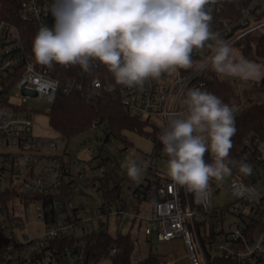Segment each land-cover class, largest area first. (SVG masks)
Wrapping results in <instances>:
<instances>
[{
	"label": "built area",
	"instance_id": "obj_1",
	"mask_svg": "<svg viewBox=\"0 0 264 264\" xmlns=\"http://www.w3.org/2000/svg\"><path fill=\"white\" fill-rule=\"evenodd\" d=\"M50 3L0 0V198L9 192V203L0 202V264H94L88 258V243L96 241L97 234H111V219L116 237L129 238L132 255L142 234L156 235L159 240L182 237L189 264H217L222 259L264 264V128L251 132L238 155L226 160L234 176L229 185L231 199L223 206L214 205L213 196L221 193L214 181L210 180L209 194L197 200L163 169L168 160L158 139L167 123L163 114L184 110L180 100L187 88L208 91L209 72L199 70V64L210 59L207 44L215 41L194 49L193 66L180 69L179 75L164 73L140 87L128 88L117 85L98 62L85 73L79 66L48 68L34 61L31 45L37 27L54 24ZM216 8V3L206 6L211 16L209 30L220 38L237 28L224 40L230 46L264 28V0H251L241 8L237 20L224 24L214 20ZM228 77L238 97L227 104L235 107L237 117L262 99L247 90L250 84L260 85V78ZM12 88H17L18 101L11 100ZM59 93H80L92 103L111 97L128 113L145 120L151 130L143 134L153 139L154 146L141 165L140 179L127 174L124 155L132 148L127 136L115 134L99 120L93 126L95 136L80 142V149L75 151L63 142L65 138L57 136L50 138L51 152L42 151L34 118L22 102L38 96L55 103ZM117 137L124 144H117ZM241 161L252 166L251 175L239 172L237 162ZM241 184L262 194L256 199L241 197L237 195ZM81 195L91 199L75 202ZM31 202L39 203L37 216L46 225L44 232L35 235L23 231L25 219L16 214L19 206ZM8 227L12 232H7ZM118 251L119 246L113 245L100 259ZM159 258L162 264L175 262L160 254ZM143 259L139 256L132 261Z\"/></svg>",
	"mask_w": 264,
	"mask_h": 264
},
{
	"label": "clouds",
	"instance_id": "obj_2",
	"mask_svg": "<svg viewBox=\"0 0 264 264\" xmlns=\"http://www.w3.org/2000/svg\"><path fill=\"white\" fill-rule=\"evenodd\" d=\"M217 0H51L54 24L42 23L32 39L31 55L42 66H79L90 73L93 62L106 67L115 83L140 87L164 73L179 75L193 66L194 49H211L210 59L199 70H211L241 79L253 74L250 62L237 58L232 47L209 30L206 6ZM184 110L163 115L166 126L158 136L167 154V173L178 186L204 199L210 180L232 175L226 162L237 134L236 109L201 87L187 88L180 100ZM212 163L205 161V154ZM242 175L252 166L237 162ZM128 176L137 180L142 169L134 160L126 165ZM261 191L241 184L237 195L256 199Z\"/></svg>",
	"mask_w": 264,
	"mask_h": 264
},
{
	"label": "trees",
	"instance_id": "obj_3",
	"mask_svg": "<svg viewBox=\"0 0 264 264\" xmlns=\"http://www.w3.org/2000/svg\"><path fill=\"white\" fill-rule=\"evenodd\" d=\"M250 1H217V8L213 16L214 20L222 24L227 20H237L241 15V8L247 6ZM262 14H264V11ZM236 31L237 28H233L229 34L221 35L220 39L226 40ZM233 45L239 48L241 56L247 61L261 65L264 68V28L246 34L236 40ZM208 72L207 88L209 92L220 97L224 103H231L237 99L238 94L232 80L228 76L219 74L211 70V68L208 69ZM247 90L253 95L261 96L262 99L249 106L246 111L236 117L237 134L233 137V147L227 160L238 155L245 138L251 132L264 128V71L260 77V85L256 83L250 84L247 86ZM96 120H99L100 123H106L119 136H126L123 134L124 130H133L140 133L147 132L145 120L128 113L119 100L111 97H107L106 101L92 103L80 93L72 95L59 93L50 114V123L61 138H70L92 128ZM204 158L207 163L213 162L209 153H206ZM211 181H214V179ZM4 195L3 198H0V202L7 205L9 203V192ZM113 245L119 246L118 252L109 255L113 264H162L158 253H152L142 261L134 263L132 261V246L129 238L126 235L114 237L109 233L97 234L96 241L88 243V258L93 259L95 262L99 261L102 255L109 254L110 247ZM217 264L237 263L222 259L218 260Z\"/></svg>",
	"mask_w": 264,
	"mask_h": 264
},
{
	"label": "rangeland",
	"instance_id": "obj_4",
	"mask_svg": "<svg viewBox=\"0 0 264 264\" xmlns=\"http://www.w3.org/2000/svg\"><path fill=\"white\" fill-rule=\"evenodd\" d=\"M233 49V54L236 57L241 56V51L239 48L234 45L231 46ZM247 70L253 73L250 77L260 78L263 75L264 68L261 65L250 63V66L247 67ZM227 76V75H225ZM17 88L11 89V100L18 101L16 98ZM21 102V100H20ZM23 106L30 112L34 118V133L39 136V146L42 151L45 153L51 152L50 147V138L59 137V133L55 131L50 123V114L53 108V102L49 101L45 97L30 96L26 101L22 102ZM151 127L147 128V131H150ZM97 129L94 127L87 129L83 132H80L76 135L71 136L70 138H65L64 143H67L69 147L75 151L80 149L79 143L83 140L93 137L96 134ZM123 134L127 136L128 141L131 143L132 148L130 151L126 152L124 155L125 164L129 160H134L136 165L142 169V164L145 161V156L147 153H150L153 149L154 142L150 136L140 133L138 131L124 130ZM116 143L119 145L124 144V142L117 137ZM164 171L167 173V164L163 166ZM234 174L225 176L222 181L214 180V187L216 190L221 189V193H216L213 196V202L215 206H223L227 204L231 199V192L229 190V185L233 178ZM10 181L6 180V185H9ZM83 200L88 201L91 199L87 195H81L77 197L75 202ZM38 202H31L27 206H19L16 209V214H21L25 219V225L23 226V231L28 232L31 235L37 233H42L46 230V225L44 222L37 216ZM5 219L2 220V222ZM128 227L124 229L126 232ZM19 230V229H18ZM7 232H12V227H8ZM110 233L112 236L117 235V229L114 219H111L110 222ZM187 248L182 237H175L171 240H159L156 235L143 236L140 235L139 246H136L132 255L134 260L136 257L141 256L146 258L152 253H158L163 256H167L170 259H174L173 264H189V258L187 255ZM171 254V256H169ZM94 264H113L112 258L110 256L104 257Z\"/></svg>",
	"mask_w": 264,
	"mask_h": 264
},
{
	"label": "crops",
	"instance_id": "obj_5",
	"mask_svg": "<svg viewBox=\"0 0 264 264\" xmlns=\"http://www.w3.org/2000/svg\"><path fill=\"white\" fill-rule=\"evenodd\" d=\"M217 1H220V0H217ZM250 63H252V62H250ZM251 78H253V77H251Z\"/></svg>",
	"mask_w": 264,
	"mask_h": 264
}]
</instances>
